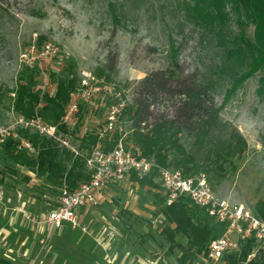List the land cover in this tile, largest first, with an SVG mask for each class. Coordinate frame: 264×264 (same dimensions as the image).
I'll return each instance as SVG.
<instances>
[{
	"label": "rangeland",
	"instance_id": "obj_1",
	"mask_svg": "<svg viewBox=\"0 0 264 264\" xmlns=\"http://www.w3.org/2000/svg\"><path fill=\"white\" fill-rule=\"evenodd\" d=\"M187 2L0 0V126L20 130L16 125L20 116L12 111L14 95L10 91L28 75L40 95H53L57 81L64 78L74 77L76 89L82 72L104 79L103 75L98 77L99 71L115 57V69L108 73L107 81L123 90L128 105L135 82L151 71L168 70L182 78L194 75L215 85L220 121L238 132L246 144L240 157L224 165L222 179L211 185L201 176L194 179L203 178L219 198L255 213L257 202H264L262 75L241 70L231 80L217 70L226 53L242 45L238 37L253 39L252 17L246 7H236L235 0H228L223 14L229 33L227 37L215 36L185 21ZM44 43L57 47L52 60L28 63L21 59L30 46ZM109 103L105 97L82 103L76 123L66 127L67 133L59 127L61 120L49 123L36 117L57 127L68 141V150L77 151L74 156L87 157L91 151L78 150L80 139L102 129ZM161 112L163 108L158 110ZM129 125L125 118L120 120L116 133L121 134L123 146L137 150L125 141ZM180 140L187 150L191 148L192 141L184 134ZM155 181L159 182V176ZM124 182L111 189L104 204L81 213L80 225L85 231L68 227L48 231L31 219L53 208L60 187L15 164L0 145V232L9 225L15 228L5 239L0 235L2 255L13 264H178L181 251L169 252L160 234L165 223L156 191L139 187L130 179ZM176 242L186 245L179 236ZM191 264L224 263L198 256Z\"/></svg>",
	"mask_w": 264,
	"mask_h": 264
},
{
	"label": "trees",
	"instance_id": "obj_2",
	"mask_svg": "<svg viewBox=\"0 0 264 264\" xmlns=\"http://www.w3.org/2000/svg\"><path fill=\"white\" fill-rule=\"evenodd\" d=\"M227 1L189 0L184 7L185 21L201 26L215 36L227 37L228 20L223 14V6ZM240 4L251 14L253 39L243 40L238 37L242 45H236L228 51L226 59L221 61L217 70L221 76L231 80L241 70L248 74L260 72V84L263 87L264 0H235L236 7ZM41 40L39 38V43ZM115 64L116 58L111 57L100 69L98 77L103 75L106 81L109 80L108 73L114 71ZM75 82L74 77L58 80L53 95H40V91L35 90L32 76L28 75L20 79L10 91L14 95L12 111L25 119L39 116L46 122L58 123L70 100V94L76 87ZM214 87L213 83L200 80L194 75L182 78L168 70L151 71L135 82L132 103L125 107L120 118H125L130 124L125 141L132 143L141 157L153 163L147 175L139 178L132 174L129 179L139 187L156 191L155 196L160 203L159 214L165 223L160 234L169 252L176 248L181 251L178 264H191L196 257H205L209 242L221 232L185 196H179L169 206L164 204V196L155 181L160 170L171 168L186 178L201 176L209 184H213L223 178L224 165L230 164L233 158L240 157L246 146L238 132L231 128L229 130L220 121V107L214 100ZM160 108L164 112L158 113ZM59 127L67 133L64 125L60 124ZM20 133H24V137L32 143L35 156H30L33 153L15 152L12 141L8 140L1 147L15 164L24 166L60 189L63 186L74 189L80 183L88 181L85 156H74V153L60 147L57 142L37 134H29L23 130ZM183 134L192 141L189 150L180 140ZM120 138L121 134L115 133L111 141H102L103 151H111ZM80 140L78 150L89 153L97 144L98 138L96 134H89ZM254 211L264 218V202H257ZM178 236L185 239V246L176 242ZM261 246L251 239L242 241L239 251L226 255L221 262L264 264V249ZM254 250L253 258L247 261ZM0 264L13 263L0 251Z\"/></svg>",
	"mask_w": 264,
	"mask_h": 264
},
{
	"label": "built area",
	"instance_id": "obj_3",
	"mask_svg": "<svg viewBox=\"0 0 264 264\" xmlns=\"http://www.w3.org/2000/svg\"><path fill=\"white\" fill-rule=\"evenodd\" d=\"M57 53L55 45L44 43L40 47L30 46L20 57L23 61L32 63L52 60ZM98 97H105L110 103L105 110L102 129L96 133L97 144L85 158L89 179L74 189L63 186L53 208L36 216V220L31 219L32 223L39 224L48 231L65 227L85 231L79 220L82 209L104 204L109 199L112 188L124 184L132 174L139 178L147 175L153 165L152 161L141 157L137 150L127 149L121 142L111 151H103L102 141H111L120 128L122 112L128 105L123 90L104 79H97L88 72L81 73L78 87L71 94L70 103L61 119L62 125H74L82 103ZM16 125L20 128L19 131L13 126H0V145L11 140L15 152L35 153L32 143L20 134V131L24 130L54 140L67 149L69 147L67 139L57 127L47 124L39 117L29 120L19 117ZM69 150L75 155L78 154L75 149ZM158 184L165 205L169 206L179 196H185L220 230L221 234L207 246V254L204 257L206 260L221 261L226 255L239 251L240 242L245 240L251 239L255 244L264 246V218L242 205L231 204L219 198L203 178H186L179 171L162 169L159 172ZM26 218L30 219V216ZM254 254L255 250L248 256L247 261L253 258Z\"/></svg>",
	"mask_w": 264,
	"mask_h": 264
},
{
	"label": "crops",
	"instance_id": "obj_4",
	"mask_svg": "<svg viewBox=\"0 0 264 264\" xmlns=\"http://www.w3.org/2000/svg\"><path fill=\"white\" fill-rule=\"evenodd\" d=\"M120 186V185H119ZM119 186H116V187H119ZM115 188V187H114ZM111 193V192H110ZM55 203H56V201H55ZM21 206H22V208H24V203H22L21 204ZM89 209H91V208H88V209H82L81 211H80V214H79V220H80V215H81V213L82 212H84V211H87V210H89ZM9 223V222H8ZM6 226V225H5ZM15 228H11V226L9 225V226H7V229L5 230V231H2L1 230V232H0V235L1 236H3V238L5 239L8 235H10L13 231H15L14 230ZM62 230V229H61ZM4 232V233H3Z\"/></svg>",
	"mask_w": 264,
	"mask_h": 264
}]
</instances>
